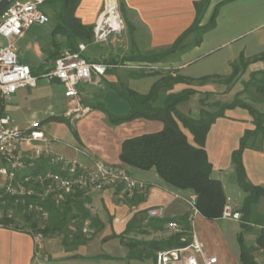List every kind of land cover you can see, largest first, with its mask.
Returning <instances> with one entry per match:
<instances>
[{"label": "crops", "instance_id": "0c3cea01", "mask_svg": "<svg viewBox=\"0 0 264 264\" xmlns=\"http://www.w3.org/2000/svg\"><path fill=\"white\" fill-rule=\"evenodd\" d=\"M194 1L196 0H124L126 11L136 15L138 24L142 26L145 35L149 36L147 41L153 47L170 45L193 22ZM105 2L106 0H80L75 14L83 23L94 25ZM216 5L219 6L214 18V26L202 33L198 43L170 55L166 61L155 62L161 66L160 69L147 71V75L133 78L128 77L126 71L121 70L120 66H108L101 77L100 84H78L77 90L82 103L90 108L78 119L71 121L64 116V111L73 106L75 101L72 97L64 95V87L58 81L47 83L37 80L35 86L17 89L3 104L4 113L7 102H18L17 99H19L21 110L28 116L27 122L24 125H18L9 113L7 115L15 125L21 128L26 127L32 120H38L45 134L52 139L53 151L76 159L84 165L91 164L94 159H100L109 164L123 166L131 175L147 183L144 194L134 193L131 197H117L115 188H105L88 194L91 212L97 214L103 222L105 217H110V225L115 233L123 231L134 213H143L150 207H162L165 218H184L189 209L187 198L192 193L190 190L177 189L165 183L154 168L142 170L124 165L119 160L121 142L125 138L159 131L163 127L160 120L135 118L112 125L107 122L103 111L92 108L90 105L102 103L111 113L122 115L128 111V105L111 88V84L122 82L128 88L146 94L162 75L170 74L188 79H198L208 75L227 77L231 73L230 63L240 55L250 60L256 57L248 63L242 76L231 84H224L218 80H210L202 85H198L196 81L189 85L183 82L170 83L163 87L157 99V104H161L168 92H177L186 86H192L197 89V92L192 95L198 94V101L205 97V92H208L206 96L208 104L214 101L229 102L220 100L219 97L230 93L237 85L236 83L240 84L243 75H249L255 70H264L255 68L264 62V0H210L200 25L208 22ZM27 33L28 41L26 40L25 44H19L18 48L15 45L16 52L20 62L27 64L33 74L40 75L51 66L52 60L47 59L48 51L51 49V24L47 22L30 26L21 37L14 38V43L18 44V41L24 40ZM188 40L192 41L193 38L189 36ZM49 85L54 86L56 93H52ZM236 89L233 97L242 88ZM18 91L22 93L19 94ZM44 97L47 101L42 100ZM49 98L50 101H48ZM183 104H179L178 109L190 115L188 105L186 108L180 107ZM206 107L210 110L214 109L213 106L206 105ZM198 116L199 111L192 117ZM54 117H61L64 120L57 121L53 119ZM251 120L252 118L243 108L226 109L224 115L216 118L211 124L204 141V149L212 164V176L221 181L226 195L225 205L239 215L245 193L240 195L232 188L228 196L225 178L233 173L230 162L231 152L238 147L243 130L253 128ZM47 121L51 125L45 129L43 123ZM67 121L72 124L75 134ZM178 124L187 140L196 145L190 131L181 123L178 122ZM261 148L262 150L245 148L242 153V162L249 181L264 189V134L261 137ZM141 194L144 195L143 199H139ZM100 212L102 213L99 214ZM183 222H179L182 227H184ZM194 228L204 244L206 254L216 257V262L213 264H240L239 248L235 251L227 241L228 234H231L228 231L234 232L236 239L241 229L239 221L221 217L210 220L199 214L195 217ZM255 231L256 229L253 228V236ZM33 254L34 245L30 235L0 226V264H34ZM255 258L258 264H264V249L258 250ZM176 264H183V262Z\"/></svg>", "mask_w": 264, "mask_h": 264}, {"label": "trees", "instance_id": "16d2710c", "mask_svg": "<svg viewBox=\"0 0 264 264\" xmlns=\"http://www.w3.org/2000/svg\"><path fill=\"white\" fill-rule=\"evenodd\" d=\"M209 1H194L195 18L193 22L170 45L144 54L133 53L126 59L162 62L165 57L181 52L191 44L198 43L202 33L214 26V18L219 5H216L212 11L208 22L200 25ZM46 3L47 6L43 10L49 16L48 20L51 23V49L48 51V60L53 61L59 55L61 49L78 51L80 43L89 45L93 42L94 25L83 23L75 14L80 0H48ZM118 7L122 12L124 22L129 25L124 0H118ZM189 36H193L192 41L188 40ZM81 56L89 62L108 63V61L88 59L83 52H81ZM255 59L256 57L251 60ZM251 60L240 55L230 63L231 73L227 77L208 75L198 79H188L170 74L162 75L153 83L146 94L138 93L122 82L111 84V88L128 105V111L122 115L111 113L102 103L90 105L92 108L103 111L107 122L112 125L131 121L135 118L160 120L163 127L159 131L125 138L121 142L119 160L124 165L142 170L154 168L165 183L177 189L190 190L195 195V204L199 214L210 220L221 217L226 203V195L221 181L212 176V164L208 160L204 149L206 134L211 124L214 123L216 118L223 116L226 109L240 107L249 113L253 128H247L243 131L238 147L230 155L235 181L245 193L239 209L241 229L236 235L240 264H258L255 258L256 252L264 249V223L261 222V218L254 207L259 199L264 197V189L249 181L242 162V153L245 148L262 150L261 137L264 134V110L254 107L253 101L264 104V70L251 71L248 79L243 83V88L229 102L214 101L208 104L206 102L208 92H205V97L199 99L201 107L198 117L184 114L178 109L179 104L187 102L190 96L197 92V89L192 86H186L177 92H168L161 104H157V99L163 87L170 83L183 82L189 85L196 81L198 85H202L210 80H218L224 84H231L242 76ZM111 61L113 63L108 64L118 62L117 59H110L109 62ZM147 74L142 70L126 71V75L133 78ZM250 87H253L256 92V97H252V101L242 96L248 92ZM206 105L213 106L214 109L210 110ZM2 112L3 100L0 97V115ZM53 119L57 121L64 120L61 117H54ZM67 122L75 134L72 124L69 121ZM178 122L190 131L196 145L187 140ZM36 163L35 167L26 169L23 172L34 173L51 169L45 158L36 161ZM4 198L6 202L2 210L5 213L11 209L12 216L1 218L0 226L25 232L32 237L37 230H40L39 226L42 224L44 227L41 229V233L45 238L61 237L62 250L67 253L66 256L68 257L78 256L77 250L84 246L95 233L102 230L105 225L97 214L91 212L89 208L90 197L82 191L67 194L59 204L53 203L50 199L40 201L43 208L48 212L46 219L38 217L35 212H30L27 209L28 203L37 201L35 197L5 195ZM143 198L144 195H139V199ZM108 221H110V217ZM170 221L178 223L184 221V227H181L183 230L172 231L167 225ZM86 222L87 225L85 226ZM255 226L257 228L253 236V242L248 245L244 234L252 231ZM189 228L186 216L184 218H155L148 217L145 211L134 213L127 221L123 231L116 236L119 242L128 249L126 255L128 259H152L155 264L158 250L182 247L188 244L189 237L186 230ZM139 234L152 236L149 239H139L137 237Z\"/></svg>", "mask_w": 264, "mask_h": 264}, {"label": "built area", "instance_id": "2783aa9c", "mask_svg": "<svg viewBox=\"0 0 264 264\" xmlns=\"http://www.w3.org/2000/svg\"><path fill=\"white\" fill-rule=\"evenodd\" d=\"M1 1V0H0ZM48 0H11L0 11V35L7 39L0 45V97L3 104L17 89L35 86L38 78L45 82L58 81L64 87V95L72 97L73 106L64 111V116L71 121L80 118L89 111V106L82 103L77 90L80 83L100 84L101 77L108 66H122L104 62H89L81 56L85 49L80 43L78 51L64 50L51 61V66L41 75L31 72L27 64L20 62L14 43L15 37H21L25 30L34 24H45L48 15L40 7ZM107 5L98 15L93 26L94 41H104L111 33L122 28V21L115 0ZM124 66L133 69L158 70L160 65L148 62H127ZM123 66V67H124ZM45 158L51 169L39 172L24 173L26 169L37 165L36 161ZM39 165V163H38ZM115 188L119 198L131 197L134 193L144 194L147 183L131 175L123 166L106 163L100 159L92 160L84 165L76 159L66 157L52 149V139L47 136L38 120H32L21 128L15 125L9 115H0V219L11 217L12 210H2L5 195L35 197V203H28L27 209L35 212L38 217L46 219L48 212L40 201L50 199L59 204L65 196L76 191L91 194ZM188 212L186 220L190 226L187 231L189 242L185 246L158 250L155 264H213L216 257L207 255L204 244L199 238L194 225L199 211L195 204V195L187 198ZM148 217L162 218V207H150L146 210ZM221 218L239 221L240 215L225 205ZM87 222L85 223V226ZM168 227L174 231H182V226L170 221ZM44 226H39L32 236L34 245L33 257H43L42 248L45 237L41 233ZM86 228V227H85ZM184 239V238H182ZM47 257H44L46 259Z\"/></svg>", "mask_w": 264, "mask_h": 264}, {"label": "rangeland", "instance_id": "374dc122", "mask_svg": "<svg viewBox=\"0 0 264 264\" xmlns=\"http://www.w3.org/2000/svg\"><path fill=\"white\" fill-rule=\"evenodd\" d=\"M116 7L119 13V17L122 21V28L115 33H111L108 35L107 39L104 41H94L89 45H85V49L82 51L83 54L88 58L96 61H108V63H113L110 61V59H117L118 62L116 64L122 65L121 70L129 71V70H135L131 67L124 66L127 62H147V61H134V60H128L126 57L132 55L133 53H148L152 52V50H160L167 45L153 47L150 42L147 41V38L149 36H146L142 26L138 24V19L136 18L135 14H132L131 12L126 11L127 19L129 20V25H127L123 18H122V12L120 11L118 7V0H115ZM47 6V3H43L40 5L42 9H45ZM101 9H104V4H102ZM50 15V14H49ZM49 17V16H48ZM48 24L50 23V20H48ZM94 36V35H93ZM193 37V36H191ZM27 38V39H26ZM26 38L22 41H18L15 43L17 48L19 47V44H25L26 40L28 41V33L26 34ZM7 42V39L0 35V45H5ZM68 50L66 48L61 49V51ZM60 51V52H61ZM169 58V56L165 57L163 61H166ZM150 63V62H148ZM155 63V62H151ZM259 65V66H258ZM255 66V68H262L264 69V62L258 64ZM124 66V67H123ZM161 67V66H160ZM159 67V69H160ZM139 70V69H136ZM144 72H147V69H140ZM41 75V74H40ZM39 76V75H38ZM249 75L245 74L243 75V80L239 83H236L237 85L232 89L230 93H226L222 97H219L220 100L223 101H230L233 98L234 92H236V88H243L244 80L248 79ZM38 81H44L42 78H38ZM38 82V83H39ZM52 93H56L54 86L49 85ZM19 94L22 93V91H18ZM242 96L246 97L249 101H252V97H256V92L253 87H250L248 92L243 94ZM22 97V96H20ZM260 97V96H258ZM7 100V99H6ZM16 101H9L7 102V105L5 106L4 113L9 115L14 119L15 123L18 125H24L27 122L28 116L21 110L20 108V100L17 99ZM43 101H47V98L44 97L42 99ZM51 99L49 98L48 101ZM254 107H256L259 110H264V104L258 101H253ZM24 103V101H23ZM186 105L189 106L190 116H193L194 114H197V111L200 110V105L198 101V94L192 95L190 99L184 103L182 106L183 108H186ZM187 106V107H188ZM111 107V106H110ZM112 109V108H111ZM249 115V113H248ZM250 116V115H249ZM251 117V116H250ZM45 129L49 128L51 123L49 121L44 122ZM247 129V128H246ZM245 130V129H244ZM243 130V131H244ZM243 134V133H242ZM241 137V136H240ZM239 144V143H238ZM215 177V176H214ZM225 188L228 196L230 195L229 190L234 188L237 192L240 193V195H244L243 191L239 188L235 181L234 174L231 173L230 176H227L225 178ZM255 210L257 214H259V217L261 218V222L264 223V199L261 197L259 201L255 204ZM100 212L99 214H101ZM109 217H105V227L94 234V236L87 241V243L80 247L78 251V256L75 257H68L66 256L67 253L64 252L63 246L61 244V237L59 236H52L49 238H45L43 241V248H42V254L43 257L36 259L33 257L34 264H154L152 259H128L126 257L128 249L119 242L117 238V234L114 231H112L110 221H108ZM21 223V222H20ZM256 229V227H254ZM229 238H228V244L231 246V248L235 249V251H238V245L235 239L234 232L228 231ZM252 231L251 233H245V241L248 245L252 244ZM152 235H142L139 234L137 237L139 239H149ZM224 252V251H223ZM44 257H47L44 259Z\"/></svg>", "mask_w": 264, "mask_h": 264}, {"label": "water", "instance_id": "95a60500", "mask_svg": "<svg viewBox=\"0 0 264 264\" xmlns=\"http://www.w3.org/2000/svg\"><path fill=\"white\" fill-rule=\"evenodd\" d=\"M10 1H11V0H1V1H0V11H1V9H2L5 5H7Z\"/></svg>", "mask_w": 264, "mask_h": 264}, {"label": "bare ground", "instance_id": "6f19581e", "mask_svg": "<svg viewBox=\"0 0 264 264\" xmlns=\"http://www.w3.org/2000/svg\"><path fill=\"white\" fill-rule=\"evenodd\" d=\"M108 1H109V0H108ZM108 1H107V5H110L112 2H108Z\"/></svg>", "mask_w": 264, "mask_h": 264}]
</instances>
